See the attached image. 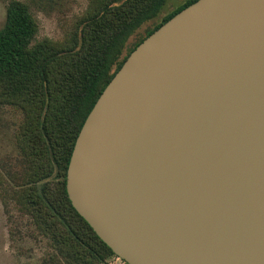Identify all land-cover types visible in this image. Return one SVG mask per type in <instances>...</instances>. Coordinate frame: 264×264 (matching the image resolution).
<instances>
[{
  "label": "water",
  "instance_id": "1",
  "mask_svg": "<svg viewBox=\"0 0 264 264\" xmlns=\"http://www.w3.org/2000/svg\"><path fill=\"white\" fill-rule=\"evenodd\" d=\"M68 198L127 264H264V0H196L77 135Z\"/></svg>",
  "mask_w": 264,
  "mask_h": 264
},
{
  "label": "trees",
  "instance_id": "2",
  "mask_svg": "<svg viewBox=\"0 0 264 264\" xmlns=\"http://www.w3.org/2000/svg\"><path fill=\"white\" fill-rule=\"evenodd\" d=\"M87 1L61 39L37 38L38 23L20 0L7 4L0 28V106L22 113L18 145L25 163L19 174L0 175V198L32 216L56 248L58 264H100L115 255L68 198L70 156L84 120L128 55L196 0L165 15L128 49L130 37L168 0ZM53 173L57 179H49Z\"/></svg>",
  "mask_w": 264,
  "mask_h": 264
},
{
  "label": "rangeland",
  "instance_id": "3",
  "mask_svg": "<svg viewBox=\"0 0 264 264\" xmlns=\"http://www.w3.org/2000/svg\"><path fill=\"white\" fill-rule=\"evenodd\" d=\"M12 0H0V28L5 22L6 6ZM28 4L38 23L37 38L61 39L72 20L81 13L87 0H20ZM186 0H168L157 18L146 22L130 37L127 49L148 30ZM22 113L12 106H0V175L21 173L25 163L18 145ZM55 173L49 179H57ZM7 178V177H6ZM1 192V188H0ZM1 196V194H0ZM59 256L51 240L44 236L35 220L9 202L0 198V264H58ZM100 264H124L116 255H110Z\"/></svg>",
  "mask_w": 264,
  "mask_h": 264
}]
</instances>
